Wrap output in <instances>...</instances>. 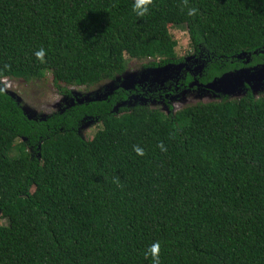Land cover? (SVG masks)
Returning a JSON list of instances; mask_svg holds the SVG:
<instances>
[{"label":"trees","instance_id":"1","mask_svg":"<svg viewBox=\"0 0 264 264\" xmlns=\"http://www.w3.org/2000/svg\"><path fill=\"white\" fill-rule=\"evenodd\" d=\"M134 4L0 0V264H151L156 242L159 264H264V90L178 110L165 97L263 64L264 0ZM180 24L206 63L199 83L145 89L166 110L128 107L136 90L118 86L35 120L3 86L50 72L63 91L90 88L127 56L181 63ZM90 119L101 127L85 139Z\"/></svg>","mask_w":264,"mask_h":264},{"label":"rangeland","instance_id":"2","mask_svg":"<svg viewBox=\"0 0 264 264\" xmlns=\"http://www.w3.org/2000/svg\"><path fill=\"white\" fill-rule=\"evenodd\" d=\"M169 28H170L169 29L170 33L172 34L174 39L177 41V46L175 48L176 54L179 57H183L184 62L187 59H189V57L191 56L192 57L200 56V55L199 56L196 55V53L198 52H194L190 45L189 35H188V31H187L185 24L175 25ZM127 59H128L127 73L121 76H118L115 80H105L90 88H86V87L77 88L75 86H70L69 88L72 89L71 91H74V92H71L68 94V101L76 102L77 99L83 100L87 96L93 97V98L101 97L103 96V94H105L106 91H108L110 88L114 86L124 85V84L126 85L127 79L130 78V75L131 76L136 75L137 78L149 76L150 81L147 82L148 86L150 85L153 87V86L159 85L156 79L159 76L161 77L163 75V72H162L163 68L152 66L151 63L153 62L154 59L152 58L137 59V58H132L129 56H127ZM175 68H178V67L176 66ZM170 71H172V68L168 70V72ZM8 83L11 85L10 89H12L15 95L20 98V103L25 108V111L32 115L33 114L38 115L40 113L50 114L51 112L54 111V106L56 102L60 99L59 98L60 95H58V91H60V89H58V87L52 83V75L50 72H46V75L41 79H32V80L26 81L24 79H19V78H15V79L10 78ZM256 85H260V84L257 83ZM259 87H264V85L259 86ZM198 89L204 90L201 88L200 85L197 88L189 87L185 89L184 91L182 90L179 93V97L180 98L184 97L185 101H181L180 99L179 101H175L173 110L175 109L178 110L186 105H192L198 102H208V101H213V100H219L221 98L220 93H217V92L214 93V91L209 89L210 91L208 90L203 91V92H207L205 94L207 99H201V100L194 99L193 97L190 96V94L191 93L197 94ZM191 98H193V100L189 101ZM135 102L148 103L149 101L146 100L144 97L140 96V97H136L135 99H130L127 102V106L130 107ZM156 106L161 107V105H156ZM100 127H101V124L96 119H90L88 121H84L80 127V134L82 135L83 138L90 139L94 135V133L97 131V129ZM0 222L4 225L7 224V220L4 218H0Z\"/></svg>","mask_w":264,"mask_h":264},{"label":"water","instance_id":"3","mask_svg":"<svg viewBox=\"0 0 264 264\" xmlns=\"http://www.w3.org/2000/svg\"><path fill=\"white\" fill-rule=\"evenodd\" d=\"M191 59H193V63L196 64V71L200 72V70H202L204 64L206 63V59L202 57V54L199 57H196V56L192 57L191 56L185 62L183 61V62L178 63V64L170 63V64H166L164 66H156V67L163 68L162 69L163 75L161 77L159 76L156 79V81L159 83V85H161L165 81H167L168 79H171V77L174 74L175 75L179 74L182 71V69L185 68V66H187V63L190 62ZM176 66L178 68H175ZM171 68H172V71H170L171 72L170 73V72H168V70H170ZM125 73H127V70L123 74H125ZM149 81H150L149 76H144V77H141V78H137L136 75L135 76H133V75L131 76L130 75V78L127 79V84L126 85L124 84V85L114 86V87L110 88L108 91H106L105 94H103V96L98 97V98H93V97L87 96L83 100L77 99V101L78 102H82L84 100H88V101L89 100H101V99L106 98V95L110 91H112L113 89L117 88L118 86H122V87H124L126 89H131V88H134L135 85H137V84H143V83L147 84V82H149ZM257 83H259L260 85H256ZM245 84H249L251 86V89H252L253 93L255 94V96H257L260 91L264 90V87H259V86L264 85V63L261 64V65L253 66L251 68H243L235 76L215 78L210 83L201 85V88L204 89V90H208V91L212 90V91H214V93L217 92V93H220V94H227V95H231V96L233 95L234 97H236V96H239V95L242 96V95L245 94ZM260 88H262V89H260ZM204 90L198 89L197 90L198 91L197 94L196 93H191L190 96L193 97L194 99H198V100L207 99V97L205 95L207 92H203ZM6 91L12 97H14L18 103H20V98L15 95V93L13 92L12 89L6 88ZM198 94H200V95H198ZM193 98H191L189 101L193 100ZM59 100L60 101L63 100V102L68 101V95H64ZM73 103H74V101L69 102L66 107H69ZM22 108H23L24 113L27 115V117L29 119H35V120L42 119V120H45L49 116V114H47V113H42V114L40 113L38 115H34V114L32 115L30 113H27L23 106H22Z\"/></svg>","mask_w":264,"mask_h":264},{"label":"flooded vegetation","instance_id":"4","mask_svg":"<svg viewBox=\"0 0 264 264\" xmlns=\"http://www.w3.org/2000/svg\"><path fill=\"white\" fill-rule=\"evenodd\" d=\"M193 51H194V49H193ZM195 52V51H194ZM193 55H195V54H193ZM184 60V59H183ZM196 64L195 63H193V59H191L190 60V62H188L187 63V66H185V68H183L182 69V71L179 73V74H176V75H173L172 77H171V79L175 82V83H178L179 81H180V84H181V86H185V82H186V80H187V78H188V76H190L191 77V80L187 83V84H192V83H199V80L197 79V77H196ZM161 85H163V84H161ZM158 87L160 86V85H157ZM157 86H148L147 84H145V83H143V84H137V85H135V87H134V89L136 90L135 91V93H136V95L135 96H132V97H130L129 99H135L136 97H142V94H144V91H145V89L146 88H148V89H150V90H152V91H155L158 87ZM10 87H11V85H10ZM70 86H67V89H68V91H63V88H58V89H60V91H58V95H60V99L64 96V95H68L69 93H71L72 91V89H70L69 88ZM157 87V88H156ZM198 86H194V88H197ZM160 88V87H159ZM179 88H180V86H176L175 88H171V87H169L168 89H169V91L170 90H172V91H174V92H178L179 91ZM187 88H189V86H185L183 89H181L177 94H172L171 95V91H170V94H166V96L165 97H167L168 98V102L171 104V107H172V109H174L173 108V106H174V104H175V101H179V99L181 100V101H185V98H183V97H179V93L183 90H185V89H187ZM140 89V90H139ZM62 90V91H61ZM148 99V103L147 104H149L150 106H153V107H155L156 105H161V108H162V106H163V109H165L166 110V106H165V103H164V101H163V99H159V100H157V99H153V98H146V100ZM175 99V100H174ZM174 100V101H173ZM69 103V101H66V102H63V100L62 101H60V100H58L57 102H56V104H55V106H54V111L53 112H51L49 115H51L52 113H54V112H58V111H63L64 109H65V107L67 106V104ZM155 103V104H154ZM160 107V106H159Z\"/></svg>","mask_w":264,"mask_h":264},{"label":"clouds","instance_id":"5","mask_svg":"<svg viewBox=\"0 0 264 264\" xmlns=\"http://www.w3.org/2000/svg\"><path fill=\"white\" fill-rule=\"evenodd\" d=\"M150 2V0H135L134 10H139L138 14H142L146 11V6ZM37 56H41L42 52H38ZM10 79V78H9ZM135 151L137 154L142 155V150L140 148H136ZM145 257L151 256V264H159V243H153L148 250L144 253Z\"/></svg>","mask_w":264,"mask_h":264},{"label":"built area","instance_id":"6","mask_svg":"<svg viewBox=\"0 0 264 264\" xmlns=\"http://www.w3.org/2000/svg\"><path fill=\"white\" fill-rule=\"evenodd\" d=\"M9 82V78L2 79V83H4L6 88H11Z\"/></svg>","mask_w":264,"mask_h":264}]
</instances>
